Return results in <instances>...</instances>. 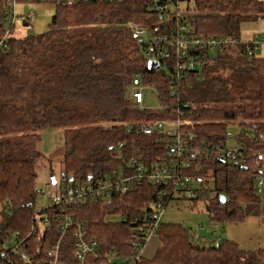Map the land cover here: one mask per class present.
Instances as JSON below:
<instances>
[{
	"label": "trees",
	"instance_id": "obj_1",
	"mask_svg": "<svg viewBox=\"0 0 264 264\" xmlns=\"http://www.w3.org/2000/svg\"><path fill=\"white\" fill-rule=\"evenodd\" d=\"M36 2L55 4L49 29L17 38L7 21V0H0V41L11 31L0 46V264H45L49 248L61 237L58 217L64 214L87 222L86 238L98 240L101 249L98 256L90 254L80 262L75 257L76 230L70 227L60 248L63 264H119L109 255L114 250L120 256L132 254L137 223L153 221V205L166 188L144 178L124 195L113 191L110 211L103 207V198L74 205L48 197V205L37 209V167L50 160L39 143L41 132L48 129L63 134L60 162L65 178L58 196L109 176H131L142 165L145 175L152 164L187 161L182 173L203 182L190 201L205 202L212 224H238L259 215L261 197L254 179L264 165L257 161L264 154V58L254 51L260 37L243 42L241 25L264 17V0H193L192 6L191 0H161L166 17L177 12L179 3L193 34L227 40L200 55L190 52L191 58L203 55L204 65L185 72L178 83L171 76L173 60L149 70L144 47L131 29L132 23L149 30L162 26L158 0ZM135 75L148 86L144 94L151 91L154 106L161 103L162 109L151 108L146 95L143 106L135 101ZM176 119L186 151H199L196 158L187 152L179 159L166 155V135L159 131L136 132L148 123ZM229 131L236 133L228 138ZM229 150H239L243 159L222 158ZM134 156L140 162L136 167ZM210 180L214 189L208 191ZM39 216L49 225L41 226ZM155 232L160 246L138 264H264V249H243L219 235L202 238L181 224L161 221Z\"/></svg>",
	"mask_w": 264,
	"mask_h": 264
},
{
	"label": "built area",
	"instance_id": "obj_2",
	"mask_svg": "<svg viewBox=\"0 0 264 264\" xmlns=\"http://www.w3.org/2000/svg\"><path fill=\"white\" fill-rule=\"evenodd\" d=\"M18 1H41V0H7V11L6 17L7 21L12 27L15 26L17 21L29 22L30 20L35 18V13L31 10L28 14H18L16 6L18 5ZM155 3L157 6L162 9L160 6L161 0ZM186 16L181 12V10L170 14L165 20L163 17L160 18L162 20L161 27H155L153 30H146L140 27H135V38L137 39L138 44L142 48V52L144 56L148 60H156L160 66H163L165 63L173 60V63L177 65V70L171 75L176 83L183 81L185 77V72L194 71L197 67H200L202 63L205 61V58L202 56L190 57V52H193L194 55L205 53L206 50L216 49L223 45L226 40L224 38H211L207 39L203 36H197L193 34L188 24L185 22ZM8 29L4 38H8L11 36V31ZM264 37V31H263ZM2 38L0 41V46L3 45ZM252 51L249 49L248 54H251ZM134 84V97L138 102H142L144 99V91L148 86L143 85L141 83V79L138 75H135L133 79ZM175 90L172 91V95H175ZM182 118L180 117V121L182 123ZM141 131L144 135H151L156 131L159 133L166 135V150L165 154H174L178 151L176 146L185 139L182 134L178 130V124H159V123H151L141 130L140 128L136 129V132ZM234 133L233 131H229L227 133V137H231ZM186 140V139H185ZM123 145L121 144L120 147ZM196 154V152H193ZM226 156L229 159H243L239 157V150L231 153L228 152ZM258 162H264V154H259L257 157ZM132 165L135 167L133 161H131ZM139 172H136L131 176H124V174H118L116 176H109L104 180L91 181L88 184L77 185L76 187L70 188L67 191L61 193V195H47V197L51 199H55L58 202H73L74 205H82L87 204L90 200H99V198H103L104 203L103 207L110 211L112 209V198L114 192H118L120 194H126L128 189L136 182L140 183L144 178H147L150 182L156 183H164L166 186L163 198H168L170 201L174 200H191L196 196V181L194 177L188 174L182 173L183 168H171V167H160L155 166L151 168V171L145 173V169L143 166L137 167ZM260 174H258L254 182L257 187H261L264 183V165L260 168ZM143 172V173H142ZM143 174V176H140ZM198 183H203L198 182ZM256 191L259 189L254 187ZM112 191V192H111ZM114 191V192H113ZM157 211H162L164 208V203L159 202L153 206ZM153 232V231H152ZM152 232L144 231L142 237L138 242L135 243V247L139 248L144 243H146L152 236ZM79 243L77 244L80 249V253L78 254V258L82 263H85L87 257L91 254L93 256H98L99 251L101 249V245L98 240H95L91 243H85L82 239L83 235L79 236ZM110 260H115L119 264H136L138 257L128 258L121 257L117 250L112 251L111 255L108 257ZM53 264H59L54 262Z\"/></svg>",
	"mask_w": 264,
	"mask_h": 264
},
{
	"label": "rangeland",
	"instance_id": "obj_3",
	"mask_svg": "<svg viewBox=\"0 0 264 264\" xmlns=\"http://www.w3.org/2000/svg\"><path fill=\"white\" fill-rule=\"evenodd\" d=\"M191 0L190 6H192ZM18 14H28L31 10L35 13V18L30 20V25L25 27L24 22L17 21L12 28V35L21 38L28 35H37L46 32L49 29V24L55 13V4L49 2L36 1H18L16 6ZM264 31V17L256 21L245 22L241 25V39L243 42L253 41L257 36L260 37V44L255 48V55L264 58V38L262 36ZM146 101L154 106V94L148 91L146 94ZM238 124V123H235ZM234 124V125H235ZM237 125L233 127V130ZM41 141L39 143V150L50 160L43 159L38 167V178L36 180V188L38 197L36 201L37 209L45 207L49 203L47 195H56L60 188L62 176V165L60 158L62 156V130L48 129L41 132ZM55 180V184L53 183ZM196 187H200V183L196 182ZM206 185L209 191L214 189L213 180H210ZM172 202V201H171ZM169 203L162 213L160 221L162 224H181L184 227L191 229L194 233L197 232L202 238H213L219 235L222 238H233L238 235V226L234 223H226L225 225H214L211 223L210 214L204 201L197 202L196 205L190 200H181ZM114 219L116 217H113ZM40 219V216L38 217ZM110 217L107 221H110ZM118 219V218H116ZM160 246L157 236L153 235L147 243L144 251L146 258H152L156 249ZM258 247L264 246L254 245L252 247H244L245 249L255 250Z\"/></svg>",
	"mask_w": 264,
	"mask_h": 264
},
{
	"label": "bare ground",
	"instance_id": "obj_4",
	"mask_svg": "<svg viewBox=\"0 0 264 264\" xmlns=\"http://www.w3.org/2000/svg\"><path fill=\"white\" fill-rule=\"evenodd\" d=\"M178 4L179 3H177V7H176V9H177V11L179 10V8H178ZM161 7H162V9H160V7L159 6H157L156 5V9L157 10H159V12H160V14H159V16H158V23L159 24H162L163 22H162V20H160V18L161 17H163V19L165 20L167 17L165 16V5H160ZM24 23H26V22H24ZM24 23H23V25H24ZM135 27H140V28H143V29H146V30H148L149 31V29L148 28H144V27H142V26H139V25H137L136 23H132L131 24V29H132V31H133V33H134V35H135V32H134V29H135ZM155 27H160V26H155ZM154 27V28H155ZM226 40V39H225ZM226 42H227V40H226ZM225 42V43H226ZM252 53H253V51H252ZM252 53L251 54H249V56H251L252 55ZM150 61H156V60H149V62ZM149 62H148V64H149ZM157 62V61H156ZM203 65H204V62L202 63V65L200 66V67H203ZM161 67V66H160ZM200 67H197V68H200ZM149 68V67H148ZM153 69H157L156 67H154ZM160 69V68H159ZM150 70V69H149ZM158 70V69H157ZM176 70H177V65H176ZM175 70V71H176ZM197 70V69H196ZM150 71H152V70H150ZM174 71V72H175ZM145 95V94H144ZM135 101L140 105V106H143L144 105V99L142 100V102H138L137 101V99L135 98ZM151 108H153V109H162V104L161 103H157L155 106H152ZM154 123H159V124H178V130H179V132H180V122H179V119H176V120H172V121H168V120H164V121H158V122H154ZM149 124H151V123H148V124H145V125H143V126H141L140 127V129L141 130H143V128L145 127V126H147V125H149ZM188 137L187 138H192V136H189V135H187ZM234 136V134L231 136V137H233ZM185 145H186V141H184V140H182L177 146H176V148H178V151H176L174 154H169V156H176L178 159H179V157L181 156V154L183 153V152H187V153H190L191 154V158H196L197 156H198V154H199V151H196L194 148H193V150H191V151H186V149H185ZM193 152H196V154H194ZM228 152H231V153H234V150H229V151H227L224 155H222V158H225V159H229L227 156H226V154L228 153ZM190 159V158H189ZM131 161H133L135 164H139L140 162L138 161V156H134V157H132L131 158ZM188 164V162L186 161V162H184V161H182V162H177V163H175V165H172V166H163V167H171V168H180V167H184V166H186ZM143 167H144V165H142ZM156 165H154V164H152L150 167L151 168H153V167H155ZM160 167H162V166H160ZM140 176H143V174H140ZM153 183H155V184H164V183H156V182H153ZM254 187H256V188H258V189H260L259 187H257L256 186V184L254 183ZM257 192H259V190L257 191ZM163 193H164V191L160 194V196H159V201H157L154 205H156L157 203H159V202H163L164 203V208H163V210L162 211H157L156 209L154 210L155 212H153V214H152V220L153 221H151L150 223H146L145 224V226L143 225V224H140V223H137V225H139V229H138V233H137V237H136V239L135 240H133V241H131L130 242V246L132 247V249H133V251H132V254L131 255H128V256H121V257H128V258H133V257H138V260L136 261V264H138V262L140 261V259H141V257L144 255V251H145V247H146V245H147V243L149 242V240L151 239H149L146 243H144V245H142L141 247H139V248H137V247H135V243L136 242H138L139 240H140V238L142 237V234H143V232H142V228L143 227H145L146 229H145V231H150V232H152V236L153 235H155V229H156V227H157V225L159 224V222H160V218H161V216H162V213H163V211L165 210V208L168 206V204L171 202L170 200H168V198H163V200H161V198L163 197ZM153 205V206H154ZM40 221V224H41V226H43V227H45V226H48L49 224H48V219H45V218H41V219H39ZM58 220L61 222V226H60V229H61V231H62V234H61V237H60V239L58 240V242L55 244V245H53V246H51L49 249H50V252H49V258L45 261V264H53L54 262H56V263H59V264H63V262L60 260V248H61V243H62V240H63V238H64V236H65V234H66V232L68 231V229L70 228V227H75V234H74V237H75V257L81 262V260L78 258V254L80 253V249L78 248V246H77V244L79 243V235L80 234H82L83 235V237H82V239H83V241L85 242V243H91V242H93V241H95V239H87L86 238V235H87V222H76L75 221V219L72 217V216H70V215H67V214H64V215H60L59 217H58ZM151 236V237H152ZM21 258L22 259H27V257L25 256V254H22L21 255ZM110 260V259H109ZM115 260H117V259H115ZM110 261H114V260H110Z\"/></svg>",
	"mask_w": 264,
	"mask_h": 264
},
{
	"label": "crops",
	"instance_id": "obj_5",
	"mask_svg": "<svg viewBox=\"0 0 264 264\" xmlns=\"http://www.w3.org/2000/svg\"><path fill=\"white\" fill-rule=\"evenodd\" d=\"M259 195L261 197L259 215L248 217L242 223H238V235L229 238L236 241L243 249L247 246L248 248L254 245L264 246V183L259 189ZM260 248L262 247H258L257 249Z\"/></svg>",
	"mask_w": 264,
	"mask_h": 264
},
{
	"label": "water",
	"instance_id": "obj_6",
	"mask_svg": "<svg viewBox=\"0 0 264 264\" xmlns=\"http://www.w3.org/2000/svg\"><path fill=\"white\" fill-rule=\"evenodd\" d=\"M29 25H30V24H28V23H24V26H25V27H28ZM148 67H149L150 70H153L154 67H156L157 69H159V68H160V64H159L158 62H156V61H150L149 64H148ZM64 178H65V177H63V179H64ZM53 183L55 184V180H53ZM225 200H226L225 196H222V197H221V201H222V203H224Z\"/></svg>",
	"mask_w": 264,
	"mask_h": 264
}]
</instances>
